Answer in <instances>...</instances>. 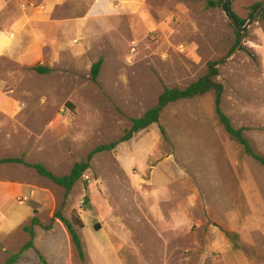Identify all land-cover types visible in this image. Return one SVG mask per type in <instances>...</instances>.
I'll list each match as a JSON object with an SVG mask.
<instances>
[{"label":"rangeland","instance_id":"1","mask_svg":"<svg viewBox=\"0 0 264 264\" xmlns=\"http://www.w3.org/2000/svg\"><path fill=\"white\" fill-rule=\"evenodd\" d=\"M263 1L230 8L245 19ZM0 33L11 38L0 57V159L66 174L164 87L185 88L215 61L222 110L264 156V12L238 43L209 0H0ZM62 202L63 188L33 168L0 163V264L28 239L23 225L33 215L49 224ZM61 212L81 219L84 259L55 219L35 226V247L13 264H264V165L219 123L212 91L168 104L158 124L94 155Z\"/></svg>","mask_w":264,"mask_h":264},{"label":"trees","instance_id":"2","mask_svg":"<svg viewBox=\"0 0 264 264\" xmlns=\"http://www.w3.org/2000/svg\"><path fill=\"white\" fill-rule=\"evenodd\" d=\"M222 1L223 0H216V1L209 0V4L211 6H216L218 4H221ZM261 3H256L252 6V10L249 13V16H251L255 12V10L258 8V6ZM232 13L239 24H243L247 19V18L243 19L238 17L233 11ZM236 34L238 37L237 41L239 43V40L243 35L237 31ZM102 62H103V58L100 57L96 62L92 63L91 65V69H90L91 80L95 83H97V78L101 69ZM218 63L219 61L209 62L207 72L204 75L200 76L197 80L187 85L185 88L181 89L177 87H164L163 91L159 94L157 101L153 106L146 109L142 113V115L138 117L130 118V122H131L130 126L124 130V132L119 138L109 143L99 144L95 146L92 150H90L87 153L85 157H82L78 161H75L69 172L66 174L57 175L53 173L50 169H48L43 163L41 162L29 163L26 162L22 157H4L0 159V163H21L33 168L40 176L49 179L54 184L61 186L63 188V202H64L65 199L68 197V195L71 193L75 183L81 178L84 171H86L90 167V163L94 155L103 151L113 150L119 143L129 140L136 133L147 128L151 124L154 123L158 124L160 115L168 104L175 102L177 100L194 98L196 96H200L207 92L212 91L214 93L215 113L219 123L222 125L224 130L242 146L243 151L246 155L251 156L258 163L264 165V156L256 154L253 151L250 142L244 136L245 128L244 127L235 128L231 124L228 115L222 110L221 96L223 93V85L222 83L216 80V76L218 75V68L216 67V65ZM32 69L41 74L47 73L49 71L48 67L42 65H34L32 66ZM159 128L162 136L166 139L167 136L165 133V129L161 125H159ZM85 200L87 201V197H85L84 201ZM63 202L61 206L52 215L49 224L41 225L38 217L36 215H33L30 219L29 224L23 225L22 228L24 232L27 233L28 239L20 246V248L15 253L9 255V257L6 259L4 264H13L15 261H17L20 258V256L25 250L35 247L34 245L35 226L41 225L45 229H50L55 219L60 220L64 224L80 259L81 260L84 259L81 240L75 228L76 225L78 227H83V224L81 222V219L77 216L70 220L62 214L61 208ZM33 213L36 214V210H34ZM96 229L98 228L96 227ZM234 235L236 236V234ZM40 257L44 261L43 257L42 256Z\"/></svg>","mask_w":264,"mask_h":264},{"label":"water","instance_id":"3","mask_svg":"<svg viewBox=\"0 0 264 264\" xmlns=\"http://www.w3.org/2000/svg\"><path fill=\"white\" fill-rule=\"evenodd\" d=\"M231 1L232 0H223L221 2V9L224 12L229 23L234 27V29L240 34H243L248 29V27L256 21L260 14L264 12V1L258 6L255 12L246 19L243 24H239L236 18L234 17L230 9Z\"/></svg>","mask_w":264,"mask_h":264},{"label":"crops","instance_id":"4","mask_svg":"<svg viewBox=\"0 0 264 264\" xmlns=\"http://www.w3.org/2000/svg\"><path fill=\"white\" fill-rule=\"evenodd\" d=\"M67 20L68 19H65L64 23L63 24L61 23V25L65 27L69 26L70 23ZM10 43H11V38L8 37L6 34L0 33V57L7 52V48L9 47ZM28 58H30L29 55L23 57V59H28Z\"/></svg>","mask_w":264,"mask_h":264}]
</instances>
